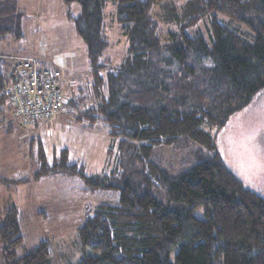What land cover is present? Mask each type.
<instances>
[{"label":"trees","instance_id":"16d2710c","mask_svg":"<svg viewBox=\"0 0 264 264\" xmlns=\"http://www.w3.org/2000/svg\"><path fill=\"white\" fill-rule=\"evenodd\" d=\"M63 1L80 7L67 19L86 45L89 67L79 97L63 107L74 123L104 124L121 158L110 172L90 176L67 150L49 163L33 138L32 177H0V185L61 176L81 181L77 190L85 195H118L116 203L86 207L78 230L82 256L69 264H264V198L242 185L216 141L232 116L264 92V0H184L180 12L173 1L113 0L128 45L117 66L106 53L110 0ZM160 9L169 27L165 43L152 16ZM21 16L15 0L0 1V43L22 38ZM206 21L205 36H189ZM9 64L0 58V119L12 107L2 94ZM167 148L176 156L162 154ZM24 242L18 207L0 210L4 263L53 264L49 241L20 255Z\"/></svg>","mask_w":264,"mask_h":264},{"label":"rangeland","instance_id":"374dc122","mask_svg":"<svg viewBox=\"0 0 264 264\" xmlns=\"http://www.w3.org/2000/svg\"><path fill=\"white\" fill-rule=\"evenodd\" d=\"M2 1V0H0ZM17 11L21 16L22 38L13 35L0 43V58L11 62L15 56L31 57L48 69L59 70L64 83L65 102L79 97L88 79V56L86 45L76 33L75 25L68 21L67 14L77 17L81 14L77 4L67 5L63 0H15ZM175 2L178 12L184 0H167ZM117 3L108 1L105 7V33L110 48L106 52L112 64L117 66L128 56L126 38L116 21ZM154 11L152 16L159 25L160 39L164 42L168 26L162 16L164 12ZM208 21L187 30L189 36H205ZM161 29V30H160ZM165 43V42H164ZM12 64H9L11 70ZM12 107H6L0 119V177L15 180L31 178L38 166L33 157L30 140H40L49 159L53 163L54 155L59 158L67 150L72 163L85 166L90 176H99L110 172L113 162L119 156L118 144L107 134L104 124L94 128L74 123L73 111L67 107L48 123H41L37 128H29L19 123L12 114ZM13 127L8 132V127ZM219 151L229 169L236 174L242 185L264 198V92L242 112L232 116L230 122L217 135ZM112 150V151H110ZM171 149L162 151L168 159L176 156ZM109 153L111 155L109 156ZM54 176L43 178L33 185L23 186L20 192L31 194L21 201V217L24 248L18 249L20 255L30 252L40 241L51 243L53 264H69L79 261L82 256L78 230L87 217L86 207L96 208L101 203H116L118 195L111 191L100 197L78 192L81 181L68 180ZM31 184V183H30ZM10 185L0 186V210L10 208L18 203ZM203 218V210L195 214ZM0 264L4 263V253L0 249Z\"/></svg>","mask_w":264,"mask_h":264},{"label":"built area","instance_id":"2783aa9c","mask_svg":"<svg viewBox=\"0 0 264 264\" xmlns=\"http://www.w3.org/2000/svg\"><path fill=\"white\" fill-rule=\"evenodd\" d=\"M10 59L11 81L2 94L12 105L13 116L24 126L51 121L66 104L61 72L28 56Z\"/></svg>","mask_w":264,"mask_h":264},{"label":"crops","instance_id":"0c3cea01","mask_svg":"<svg viewBox=\"0 0 264 264\" xmlns=\"http://www.w3.org/2000/svg\"><path fill=\"white\" fill-rule=\"evenodd\" d=\"M20 178H16L15 180H19ZM70 179H65L62 182L66 183ZM32 187L33 183L31 184H21V185H14L10 186L13 190V194L15 195V199L18 201V203H15L14 206H17L20 211V217L23 215V208H21L20 204L21 201H24V199H28L31 194H24L23 192H20L21 187L23 186H30ZM1 186V185H0Z\"/></svg>","mask_w":264,"mask_h":264}]
</instances>
